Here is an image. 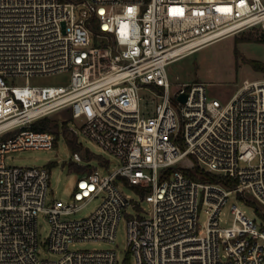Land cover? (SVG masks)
Listing matches in <instances>:
<instances>
[{
  "label": "built area",
  "instance_id": "2783aa9c",
  "mask_svg": "<svg viewBox=\"0 0 264 264\" xmlns=\"http://www.w3.org/2000/svg\"><path fill=\"white\" fill-rule=\"evenodd\" d=\"M252 27L264 29V0H0V264H124L115 249L70 248L113 242L121 219L134 264H264V225L235 205L232 224L219 223L230 194L264 206V78L244 79L222 102L203 82L173 86L166 71ZM62 72V86L14 83ZM60 110L118 165L77 173L69 199L47 201L48 164L6 156L52 149L55 134L30 126ZM184 160L218 181L189 178ZM70 161L87 164L78 153Z\"/></svg>",
  "mask_w": 264,
  "mask_h": 264
},
{
  "label": "rangeland",
  "instance_id": "374dc122",
  "mask_svg": "<svg viewBox=\"0 0 264 264\" xmlns=\"http://www.w3.org/2000/svg\"><path fill=\"white\" fill-rule=\"evenodd\" d=\"M246 59H254L264 62V29L261 27H252L245 29L233 35L225 36L216 41L208 43L186 55L177 58L166 65V71L171 84L177 85L184 82L198 81L203 82L206 86L207 95L214 97L222 102L227 101L239 88L244 79L264 78V73L254 71ZM70 73L62 72L51 75H43L25 79H17L14 83L24 85L38 86H62L69 82ZM146 93L141 92V95ZM150 96L151 94L148 93ZM51 118L59 124L66 123V130L60 129L56 145L52 149H25L10 153L6 156L7 164L14 166H45L50 168L49 188L47 192V201L52 199L67 200L77 179V173L68 169V164L73 156L72 151L68 148L63 135L70 138H77L81 145L78 152L82 158V163L87 162L99 169V165L107 166L110 170L118 165L110 153L101 149L92 139L85 137L79 131V123L70 120L67 110L54 112ZM74 130L75 134L72 132ZM99 154L100 157H92L88 152ZM108 160V161H107ZM109 162V163H108ZM182 166L191 167L188 160L181 162ZM134 198L137 199L135 195ZM244 199L252 201L259 213L264 214V206H261L251 196L239 194ZM235 194H230L222 206L219 213V223L222 227H228L232 224L231 206L235 205L250 219L261 227L264 225L262 218L255 210L254 206L241 200ZM100 199H93L86 204L73 218H80L90 214L98 205ZM145 206V203H142ZM203 207L198 215V223L201 227L205 226L207 214ZM38 236L40 241H44L49 232V222L46 217L39 215ZM71 249L92 250V249H115L118 253L119 260L127 258L129 264H134L132 256L126 253V225L125 219H121L117 230L116 238L113 242L103 240H85L78 241ZM42 257L54 259L57 254L44 250L40 253Z\"/></svg>",
  "mask_w": 264,
  "mask_h": 264
},
{
  "label": "trees",
  "instance_id": "16d2710c",
  "mask_svg": "<svg viewBox=\"0 0 264 264\" xmlns=\"http://www.w3.org/2000/svg\"><path fill=\"white\" fill-rule=\"evenodd\" d=\"M246 62L250 64V66L252 67V69L254 71L264 73V62L259 61V60H254V59H246ZM66 127L67 126H66L65 122L59 124L56 120L52 119L51 117H47V116L36 120L30 126V128L33 130H44V131H49L51 133H54L55 134L54 145H56L60 129L65 131L67 129ZM63 137L65 139V142H66L68 148L72 151V153H78L81 150V145L79 142H77L76 137L70 138L67 135H63ZM86 151L88 152V150H86ZM88 155L92 156V157H97V156L100 157L99 154L95 155L91 152H88ZM93 168H94V166H92L90 164L80 165V164H77L75 162H69V164H68V169L71 171H74L75 173H89L93 170ZM183 172L189 178L194 179L196 181H209V182L218 181V178L216 176H214L213 174H211L209 172L202 170L197 164H194L190 168L183 169ZM227 184L231 185L230 183H227ZM238 197L241 200L245 201L246 203L254 206L256 212L262 218H264V214L259 213L258 208L254 204H252L253 203L252 201L246 200L242 196H238ZM124 264H129V261H127V259H126Z\"/></svg>",
  "mask_w": 264,
  "mask_h": 264
},
{
  "label": "water",
  "instance_id": "95a60500",
  "mask_svg": "<svg viewBox=\"0 0 264 264\" xmlns=\"http://www.w3.org/2000/svg\"><path fill=\"white\" fill-rule=\"evenodd\" d=\"M179 99H180L181 101H185L186 96H185V95H180V96H179Z\"/></svg>",
  "mask_w": 264,
  "mask_h": 264
},
{
  "label": "crops",
  "instance_id": "0c3cea01",
  "mask_svg": "<svg viewBox=\"0 0 264 264\" xmlns=\"http://www.w3.org/2000/svg\"><path fill=\"white\" fill-rule=\"evenodd\" d=\"M258 79V78H257ZM238 90V89H237Z\"/></svg>",
  "mask_w": 264,
  "mask_h": 264
}]
</instances>
